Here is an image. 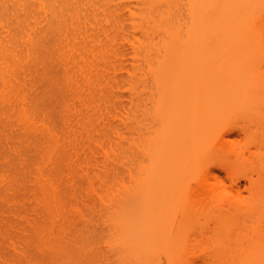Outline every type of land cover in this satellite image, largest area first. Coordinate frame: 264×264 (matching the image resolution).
<instances>
[{
  "label": "bare ground",
  "instance_id": "bare-ground-1",
  "mask_svg": "<svg viewBox=\"0 0 264 264\" xmlns=\"http://www.w3.org/2000/svg\"><path fill=\"white\" fill-rule=\"evenodd\" d=\"M263 4L0 0V264H196L188 238L185 250L167 225L179 190L170 196L168 180L146 163L155 159L148 136L136 135L138 83L147 88L143 74L153 72L159 93L191 100L183 133L197 132L201 116L230 110L244 92L251 100L244 82L236 92L228 78L203 87L197 66L170 84L175 64L164 60L196 48L264 45ZM128 99L129 135L116 141L117 110ZM217 180L188 185L199 192L188 188L186 200L209 190L218 197L226 187Z\"/></svg>",
  "mask_w": 264,
  "mask_h": 264
},
{
  "label": "rangeland",
  "instance_id": "rangeland-1",
  "mask_svg": "<svg viewBox=\"0 0 264 264\" xmlns=\"http://www.w3.org/2000/svg\"><path fill=\"white\" fill-rule=\"evenodd\" d=\"M261 7L264 10V4ZM260 45L251 44L244 50L210 46L203 48L202 53L196 48L186 57L164 60L166 68L175 64L170 68V84L176 72L197 66L205 88L211 80L224 78H228L232 92L238 90L240 83L249 85L251 100L246 95L248 92H244L237 104L230 102L231 109L222 110L211 121L208 116H201L199 130L195 133L177 130L192 118L193 104L189 98L171 90L163 95L159 93L153 72L143 74L145 80L149 77L147 88L144 82L138 83V107L134 108L138 116L136 135L148 136L155 159L146 163L152 170L160 171V182L168 180L170 196L179 190L174 199L176 203L172 201V207L175 203L178 209L169 216V222H173L175 228L172 223H166L178 231L177 236L182 242L188 238L184 242L195 254L190 256L196 264H264V45ZM164 53L162 50L159 54L161 61ZM130 105L128 99L126 105L117 110L121 117L115 118L117 133H113V139L116 141H122L120 134L129 135L125 122L130 121L126 118ZM101 143L105 146V139ZM140 154L142 152L139 153L142 160ZM95 158L108 161L115 156ZM112 163L125 167L118 158ZM217 179L226 187L219 191L218 197H209L207 191H201V197L188 202V188L192 187L187 188L188 185L198 186L200 181H207L209 186L216 185ZM96 188L100 191L101 185L97 183Z\"/></svg>",
  "mask_w": 264,
  "mask_h": 264
}]
</instances>
